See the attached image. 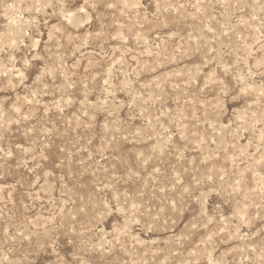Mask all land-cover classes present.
Here are the masks:
<instances>
[{"label":"rangeland","instance_id":"1","mask_svg":"<svg viewBox=\"0 0 264 264\" xmlns=\"http://www.w3.org/2000/svg\"><path fill=\"white\" fill-rule=\"evenodd\" d=\"M0 264H264V0H0Z\"/></svg>","mask_w":264,"mask_h":264},{"label":"bare ground","instance_id":"2","mask_svg":"<svg viewBox=\"0 0 264 264\" xmlns=\"http://www.w3.org/2000/svg\"><path fill=\"white\" fill-rule=\"evenodd\" d=\"M11 30H12V29H11ZM17 30H20V29L17 28ZM18 36H19V35H18ZM11 39H13V38H11ZM11 46H12V45H11Z\"/></svg>","mask_w":264,"mask_h":264}]
</instances>
